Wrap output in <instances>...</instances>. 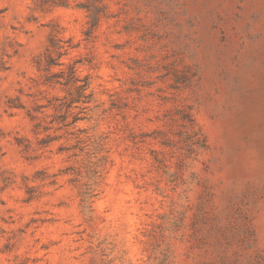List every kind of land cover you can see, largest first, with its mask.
<instances>
[{
	"label": "rangeland",
	"instance_id": "1",
	"mask_svg": "<svg viewBox=\"0 0 264 264\" xmlns=\"http://www.w3.org/2000/svg\"><path fill=\"white\" fill-rule=\"evenodd\" d=\"M0 264H264V0H0Z\"/></svg>",
	"mask_w": 264,
	"mask_h": 264
},
{
	"label": "trees",
	"instance_id": "2",
	"mask_svg": "<svg viewBox=\"0 0 264 264\" xmlns=\"http://www.w3.org/2000/svg\"><path fill=\"white\" fill-rule=\"evenodd\" d=\"M87 87V86H86Z\"/></svg>",
	"mask_w": 264,
	"mask_h": 264
}]
</instances>
